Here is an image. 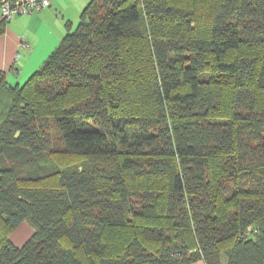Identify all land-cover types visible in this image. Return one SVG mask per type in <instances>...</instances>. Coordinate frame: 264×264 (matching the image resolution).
Segmentation results:
<instances>
[{"label":"trees","instance_id":"16d2710c","mask_svg":"<svg viewBox=\"0 0 264 264\" xmlns=\"http://www.w3.org/2000/svg\"><path fill=\"white\" fill-rule=\"evenodd\" d=\"M224 257L264 264V0H91L0 72V264Z\"/></svg>","mask_w":264,"mask_h":264},{"label":"crops","instance_id":"0c3cea01","mask_svg":"<svg viewBox=\"0 0 264 264\" xmlns=\"http://www.w3.org/2000/svg\"><path fill=\"white\" fill-rule=\"evenodd\" d=\"M91 0H51L49 7L31 15L5 21L0 17V72L12 87L24 85L45 63L63 38L73 32ZM23 41L30 47H23ZM28 223L13 232L11 240L22 246L33 234ZM186 264H207L197 258ZM221 264H227L224 257Z\"/></svg>","mask_w":264,"mask_h":264},{"label":"built area","instance_id":"2783aa9c","mask_svg":"<svg viewBox=\"0 0 264 264\" xmlns=\"http://www.w3.org/2000/svg\"><path fill=\"white\" fill-rule=\"evenodd\" d=\"M49 5L50 0H0V17L8 21L17 16L37 13ZM22 45L30 47L26 41Z\"/></svg>","mask_w":264,"mask_h":264},{"label":"rangeland","instance_id":"374dc122","mask_svg":"<svg viewBox=\"0 0 264 264\" xmlns=\"http://www.w3.org/2000/svg\"><path fill=\"white\" fill-rule=\"evenodd\" d=\"M209 16L205 13H198L195 17V20H197L200 23H206L208 22ZM88 101H84V103H87Z\"/></svg>","mask_w":264,"mask_h":264},{"label":"bare ground","instance_id":"6f19581e","mask_svg":"<svg viewBox=\"0 0 264 264\" xmlns=\"http://www.w3.org/2000/svg\"><path fill=\"white\" fill-rule=\"evenodd\" d=\"M50 4H51V0H50ZM49 6H50V5H49ZM49 6H48V7H49ZM46 8H47V7H46ZM43 9H44V8H43Z\"/></svg>","mask_w":264,"mask_h":264}]
</instances>
